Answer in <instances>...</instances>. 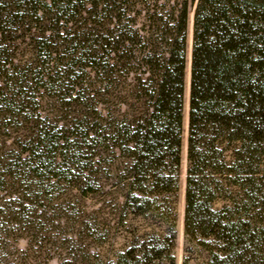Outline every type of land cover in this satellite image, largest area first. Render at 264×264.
Instances as JSON below:
<instances>
[{"label":"trees","instance_id":"1","mask_svg":"<svg viewBox=\"0 0 264 264\" xmlns=\"http://www.w3.org/2000/svg\"><path fill=\"white\" fill-rule=\"evenodd\" d=\"M191 31L183 264H264V0H0V68L28 43L12 83L23 103L49 90L78 103L85 71L91 87L88 168H76L70 120L51 130L25 121L26 168H0V241L38 243L51 218L61 228L49 208L72 190L168 224L115 264H175L176 213L164 197L180 190ZM15 254L28 260L3 249L0 264Z\"/></svg>","mask_w":264,"mask_h":264},{"label":"rangeland","instance_id":"2","mask_svg":"<svg viewBox=\"0 0 264 264\" xmlns=\"http://www.w3.org/2000/svg\"><path fill=\"white\" fill-rule=\"evenodd\" d=\"M141 22V19H139ZM28 43H16L10 55L4 56L0 68V168H26L20 160V146L18 141L24 134L25 121L30 119L45 120V126L54 129L59 124L62 126L64 120H70L69 127L64 136H80L77 141L80 165L76 168H88L90 164V153L88 143L85 140V119L88 112L89 95L91 91L88 71L80 73L77 80L83 87L80 92V101L70 105V101L60 102L57 100L53 90L41 93L38 105H29L22 102L20 88L14 86L13 78L21 68L16 70L15 66L25 59L29 53ZM191 51L192 31L189 38L188 67L186 75V108H185V136L183 141L182 168L180 177V190L177 196H165L168 203L175 207L176 243L173 251L175 264H183L187 242L184 233L185 214V189L187 177V132H188V101L190 92L191 75ZM13 62V66H11ZM4 81L5 83H1ZM26 110V111H22ZM77 160H75L76 162ZM73 163L74 161H70ZM70 168H75L71 164ZM85 176H88L87 173ZM81 172L76 173V178H82ZM79 186V183L70 184L67 187ZM66 197L69 203L61 205L55 203L49 209L55 212L51 215L54 219L62 220V227H58L57 221L52 218L46 237L38 243H29L28 239H17L16 237L5 240L1 237V250L28 252V260H20L17 254L13 256L14 264H115L118 257L125 253L131 246H140L144 241H150L153 237L165 236L168 224L164 219L149 214L146 216H135L130 206L121 210V202H115L112 197L90 194L86 197L78 196L77 192L67 190ZM219 206V205H218ZM53 222V223H52ZM19 224L8 225L7 230L15 234ZM170 225V224H169ZM48 258H51L50 261ZM2 258L0 257V262ZM155 264H171L166 258Z\"/></svg>","mask_w":264,"mask_h":264},{"label":"water","instance_id":"3","mask_svg":"<svg viewBox=\"0 0 264 264\" xmlns=\"http://www.w3.org/2000/svg\"><path fill=\"white\" fill-rule=\"evenodd\" d=\"M190 87H191V80H190ZM189 109H190V93H189V101H188V124H189Z\"/></svg>","mask_w":264,"mask_h":264}]
</instances>
